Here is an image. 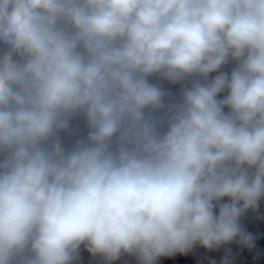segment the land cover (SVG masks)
<instances>
[{"label": "clouds", "instance_id": "clouds-1", "mask_svg": "<svg viewBox=\"0 0 264 264\" xmlns=\"http://www.w3.org/2000/svg\"><path fill=\"white\" fill-rule=\"evenodd\" d=\"M0 45V264L251 243L264 0H0ZM153 77L188 86L166 103Z\"/></svg>", "mask_w": 264, "mask_h": 264}]
</instances>
